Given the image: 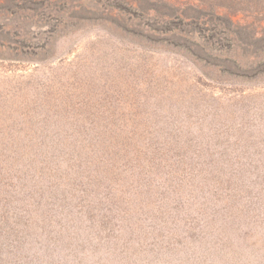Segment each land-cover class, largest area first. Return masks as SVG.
I'll return each instance as SVG.
<instances>
[{
  "label": "rangeland",
  "instance_id": "1",
  "mask_svg": "<svg viewBox=\"0 0 264 264\" xmlns=\"http://www.w3.org/2000/svg\"><path fill=\"white\" fill-rule=\"evenodd\" d=\"M0 264H264V0H0Z\"/></svg>",
  "mask_w": 264,
  "mask_h": 264
}]
</instances>
